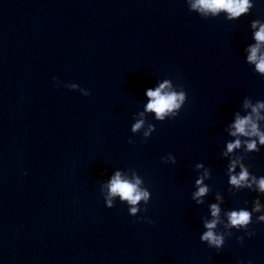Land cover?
<instances>
[{
	"label": "water",
	"instance_id": "1",
	"mask_svg": "<svg viewBox=\"0 0 264 264\" xmlns=\"http://www.w3.org/2000/svg\"><path fill=\"white\" fill-rule=\"evenodd\" d=\"M256 18L264 0L238 21L204 19L186 0H0V264H264V224L243 244L233 230L217 254L199 238L207 203L191 199L197 162L212 168L207 202L257 195H229L221 157L243 98L264 99L244 53ZM162 78L188 102L176 119L149 117L145 141L132 117ZM170 152L176 164L162 161ZM246 163L264 174V150ZM117 168L144 177L146 213L106 207L100 183Z\"/></svg>",
	"mask_w": 264,
	"mask_h": 264
},
{
	"label": "clouds",
	"instance_id": "2",
	"mask_svg": "<svg viewBox=\"0 0 264 264\" xmlns=\"http://www.w3.org/2000/svg\"><path fill=\"white\" fill-rule=\"evenodd\" d=\"M186 3L190 12L204 19L223 16L227 21H238L251 15L256 7V0H186ZM250 30L252 42L244 48L245 63L254 74L264 77V19L251 20ZM53 80L57 87L63 83L59 77H53ZM64 86L78 90L86 97L92 94L78 83ZM144 96L146 100L142 110L133 114L131 132L134 135L142 134L146 141L156 131V124L150 122L149 117L157 122L176 119L188 102V91L172 78H162L157 79L153 87H148ZM223 130L230 137L221 151V157L227 161L225 175L229 195L236 196L243 191L257 195L251 202L244 200L243 206L225 207V194L217 191L214 202H207L206 198L212 193V187L207 183L212 179V168L204 162L195 164L197 178L191 199L197 206L207 203L209 212V215L201 218L204 230L199 238L208 248L215 249L217 254L235 232H243V235L236 236V240L243 244L245 236L251 238L257 235L253 224H264V174L257 175L252 171L251 164L246 163L251 154L264 150V99L254 100L252 96H245L239 109L233 113L231 122ZM128 143L134 144L136 141L129 137ZM161 159L165 164L177 163V157L171 152ZM23 174L27 175V171ZM100 192L106 207H115L118 200L127 205L133 217H138L141 212L146 213L152 198L144 177L135 168L114 169L108 179L101 181ZM141 219L155 224L150 217ZM238 264H254V261L241 259Z\"/></svg>",
	"mask_w": 264,
	"mask_h": 264
}]
</instances>
